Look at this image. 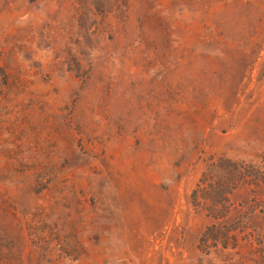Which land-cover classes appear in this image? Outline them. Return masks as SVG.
Wrapping results in <instances>:
<instances>
[{
  "label": "rangeland",
  "instance_id": "1",
  "mask_svg": "<svg viewBox=\"0 0 264 264\" xmlns=\"http://www.w3.org/2000/svg\"><path fill=\"white\" fill-rule=\"evenodd\" d=\"M0 264H264V0H0Z\"/></svg>",
  "mask_w": 264,
  "mask_h": 264
}]
</instances>
